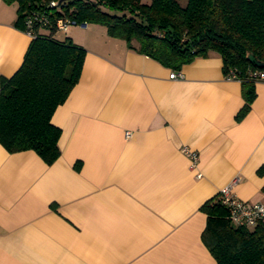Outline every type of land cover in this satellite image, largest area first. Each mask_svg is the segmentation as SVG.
<instances>
[{
    "label": "crops",
    "instance_id": "obj_1",
    "mask_svg": "<svg viewBox=\"0 0 264 264\" xmlns=\"http://www.w3.org/2000/svg\"><path fill=\"white\" fill-rule=\"evenodd\" d=\"M16 8L0 0V77L18 70L31 41ZM63 37L86 55L52 117L59 156L47 164L0 145V264H216L201 237L203 203L229 185L264 202V82L238 119L243 88L224 79L216 52L170 79L175 70L104 25ZM183 148L198 155L195 169Z\"/></svg>",
    "mask_w": 264,
    "mask_h": 264
},
{
    "label": "trees",
    "instance_id": "obj_2",
    "mask_svg": "<svg viewBox=\"0 0 264 264\" xmlns=\"http://www.w3.org/2000/svg\"><path fill=\"white\" fill-rule=\"evenodd\" d=\"M2 1L16 5L18 29L25 32L24 18L34 11L48 24L33 31L18 70L0 77V145L8 153L34 151L47 164L60 154L53 114L79 82L86 55L69 37L57 38L65 34L56 28L62 17L104 25L109 36L175 71L216 52L223 74L233 69L241 79L245 104L238 119L255 98L251 73H264V0H187L185 6L179 0ZM201 211L202 241L216 264H264V223L233 225L219 194Z\"/></svg>",
    "mask_w": 264,
    "mask_h": 264
},
{
    "label": "built area",
    "instance_id": "obj_3",
    "mask_svg": "<svg viewBox=\"0 0 264 264\" xmlns=\"http://www.w3.org/2000/svg\"><path fill=\"white\" fill-rule=\"evenodd\" d=\"M54 5L55 2H50L49 6L52 7ZM46 24H48V18L42 12L34 11L29 13L24 18L25 33L31 37L35 28L42 27ZM86 25V23L77 24L74 20L63 17L56 21V28L61 32H65L73 26L86 27ZM251 76L254 77L257 82H264V73L255 72L251 73ZM169 78L182 79L183 74L181 71H174L169 75ZM224 79L227 81L241 82L240 77L233 69H228L226 73H224ZM129 136L130 133L126 132V137ZM181 152L187 155L190 160V167L195 169L198 163V155L188 151L186 148H183ZM196 176L200 177L199 174ZM218 194L222 205L228 209L229 219L233 225L254 228L259 223H264V202L246 203L242 201L232 195L231 185L222 188Z\"/></svg>",
    "mask_w": 264,
    "mask_h": 264
},
{
    "label": "rangeland",
    "instance_id": "obj_4",
    "mask_svg": "<svg viewBox=\"0 0 264 264\" xmlns=\"http://www.w3.org/2000/svg\"><path fill=\"white\" fill-rule=\"evenodd\" d=\"M179 2H180V4H181L182 6H185L186 3H187V0H179ZM61 37H62V33H58V34H57V38H61Z\"/></svg>",
    "mask_w": 264,
    "mask_h": 264
},
{
    "label": "water",
    "instance_id": "obj_5",
    "mask_svg": "<svg viewBox=\"0 0 264 264\" xmlns=\"http://www.w3.org/2000/svg\"><path fill=\"white\" fill-rule=\"evenodd\" d=\"M62 1H65V0H60L59 3L62 2Z\"/></svg>",
    "mask_w": 264,
    "mask_h": 264
}]
</instances>
